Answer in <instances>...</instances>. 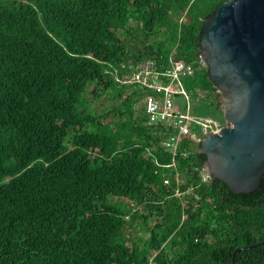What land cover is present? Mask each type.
I'll list each match as a JSON object with an SVG mask.
<instances>
[{"label": "trees", "instance_id": "trees-1", "mask_svg": "<svg viewBox=\"0 0 264 264\" xmlns=\"http://www.w3.org/2000/svg\"><path fill=\"white\" fill-rule=\"evenodd\" d=\"M225 1L0 0V264H264V176L203 181L200 143L168 151L145 93L106 72L175 55L197 114L225 124L199 63Z\"/></svg>", "mask_w": 264, "mask_h": 264}, {"label": "water", "instance_id": "water-1", "mask_svg": "<svg viewBox=\"0 0 264 264\" xmlns=\"http://www.w3.org/2000/svg\"><path fill=\"white\" fill-rule=\"evenodd\" d=\"M201 56L222 95L225 124L199 152L212 180L236 194L254 192L264 176V0L223 2L203 22ZM252 247L237 248L233 260Z\"/></svg>", "mask_w": 264, "mask_h": 264}, {"label": "built area", "instance_id": "built-area-1", "mask_svg": "<svg viewBox=\"0 0 264 264\" xmlns=\"http://www.w3.org/2000/svg\"><path fill=\"white\" fill-rule=\"evenodd\" d=\"M199 63L204 66L202 56ZM107 66L106 72L113 75L121 86L136 88L145 93L138 109L144 111L150 126L162 127L166 134L163 145L174 155L184 138L190 136L200 143L203 138L220 133L224 127L220 121L192 110L191 95L184 79L194 74V66L175 55L169 57L165 67L156 60H144L136 64L108 63ZM201 176L205 182L211 180L206 166Z\"/></svg>", "mask_w": 264, "mask_h": 264}, {"label": "rangeland", "instance_id": "rangeland-1", "mask_svg": "<svg viewBox=\"0 0 264 264\" xmlns=\"http://www.w3.org/2000/svg\"><path fill=\"white\" fill-rule=\"evenodd\" d=\"M91 91H92V89L90 88L89 93L87 94V97H90V92H91ZM190 95H191L190 106H191L192 110H193L194 112H200V113H202V114H205V113L207 112V107H206L203 103L197 101V100L195 99V97L192 96V94H190ZM111 104H112L111 99H110L109 97L105 96V97L101 98V99L96 103L95 108H96L97 110H102V109H106V108L110 107ZM196 143H197V142H196Z\"/></svg>", "mask_w": 264, "mask_h": 264}]
</instances>
